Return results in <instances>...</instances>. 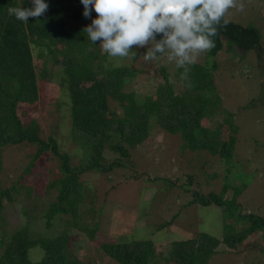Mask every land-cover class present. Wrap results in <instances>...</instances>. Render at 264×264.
<instances>
[{"label": "rangeland", "instance_id": "rangeland-1", "mask_svg": "<svg viewBox=\"0 0 264 264\" xmlns=\"http://www.w3.org/2000/svg\"><path fill=\"white\" fill-rule=\"evenodd\" d=\"M243 2L244 11L233 9L226 19L256 27L264 53V0ZM73 10L83 14L80 0H64L66 25L84 29L96 18L94 11L85 18L74 16ZM32 39L36 42L31 45L30 63L37 98L18 103L16 115L24 126L34 121L40 140L51 139L58 152L67 155L70 168L84 165L88 156L82 142L86 137L70 128L68 118L69 93L59 52L63 44L56 46L57 62H53L47 55L51 47ZM90 43V53H103L99 42ZM133 50L138 55L131 59L107 56L91 63L94 70L117 66L135 73L122 89L129 95L123 101L124 111L115 100H107L108 109L116 114L127 115L128 105L134 102L151 106V99L164 83L160 66L166 70L175 94H182L186 88L180 79L181 68L178 71L164 57L160 62H145L141 55L146 49ZM211 60L216 85L214 92L207 91L208 103L198 125L199 129L218 131L222 142L233 138L230 156L220 157L202 148L190 150L182 146L179 134L154 126L146 139L127 150L126 158L104 148L100 166L79 174L76 218L68 211L47 221L45 213L62 180L59 159L47 150L31 160L38 147L34 143L5 145L0 147V186L12 185L16 192L10 203H3L0 239L23 228L31 239L63 235L61 255L76 264H117L103 254L102 246L138 243L143 264L152 256L151 262L176 264L166 255L171 246L195 248L211 237L218 244L202 264H264V227L251 230L243 217L250 214L264 220V54L257 58L251 50L230 52L224 46L212 58L203 54L196 64ZM193 194L217 196L223 206L191 203ZM225 232L231 234L228 242L223 240ZM27 255L29 261L37 262L42 251L34 246Z\"/></svg>", "mask_w": 264, "mask_h": 264}, {"label": "trees", "instance_id": "trees-1", "mask_svg": "<svg viewBox=\"0 0 264 264\" xmlns=\"http://www.w3.org/2000/svg\"><path fill=\"white\" fill-rule=\"evenodd\" d=\"M18 2L0 0V147L24 142L29 145L34 143L38 147L31 160L47 150L59 159L58 170L62 174V180L55 200L49 204L45 213L47 221L68 211L76 218L79 174L100 166L104 148L126 158L127 150L135 148L146 139L154 126L172 135L179 134L182 146L190 150L202 148L220 157L230 156L233 138L222 142L219 140L218 131L206 127L199 129L198 125L208 103L207 91L215 90L216 83L211 77L215 70L213 60L210 63L191 66L189 77L192 86H185L182 94H175L166 70L160 66L158 72L164 83L157 89L154 99H151V106L134 102L128 105L127 115L116 114L108 109L107 100H115L124 111L123 101L128 99L129 95L123 93L122 89L135 73L128 68L117 66L93 69V60L103 61L107 54L90 53L91 43L87 40L84 29L65 24L62 12L64 0H45L49 4L48 11L40 18H29L28 23L17 20L8 13L9 7H32L31 0H20V4ZM72 12L74 16L83 17V14L74 10ZM32 38L44 41L46 47H51L47 55L53 62H57L54 54L57 51L56 46L58 43L63 44L59 52L64 59L63 81L69 93L68 118L70 128L86 137L82 142L84 153L88 156L84 165L70 168L67 155L59 153L51 139L40 140L39 129L34 121L24 126L16 115L18 103H30L37 98L36 77L30 63L31 45L36 42ZM214 40L216 46L204 54L207 59L215 56L224 46L230 52L238 50L245 53L251 50L257 58L264 54L262 36L258 29L249 23L241 25L229 21L226 28L219 30ZM183 71L181 68V73ZM198 131L201 133L200 137ZM31 163L25 168V172ZM119 163L120 161H117L116 164ZM15 192L16 189L12 185L0 186V212L3 203L13 200ZM191 203L205 207L210 204L223 206L220 198L214 195L205 198L193 194ZM243 217L250 222L251 230L264 227L262 218L250 214ZM3 237L4 240L0 239V264H76L65 260L61 255L63 235L31 239L23 228ZM229 238L231 234L225 232L223 240L228 242ZM237 239L241 240L239 234ZM217 244L216 239L208 237L195 248L171 246L166 255L176 264H202L213 254V247ZM34 246L42 251V256L32 263L27 254ZM138 248V243L133 246L129 243H113L102 246V252L117 264H143L144 256ZM148 258H145V264H157Z\"/></svg>", "mask_w": 264, "mask_h": 264}, {"label": "clouds", "instance_id": "clouds-1", "mask_svg": "<svg viewBox=\"0 0 264 264\" xmlns=\"http://www.w3.org/2000/svg\"><path fill=\"white\" fill-rule=\"evenodd\" d=\"M83 15L96 18L84 28L88 39L109 58H134L133 48H145V62L164 57L183 68L181 81L191 87V66L216 45L214 37L226 28L231 10L243 12V0H80ZM32 7H9V15L28 23L42 17L49 8L45 0H31ZM160 36V39H157Z\"/></svg>", "mask_w": 264, "mask_h": 264}]
</instances>
